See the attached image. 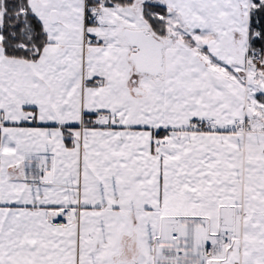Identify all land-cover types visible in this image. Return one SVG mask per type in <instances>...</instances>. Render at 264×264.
Here are the masks:
<instances>
[{"label":"snow or ice","instance_id":"6c2138e0","mask_svg":"<svg viewBox=\"0 0 264 264\" xmlns=\"http://www.w3.org/2000/svg\"><path fill=\"white\" fill-rule=\"evenodd\" d=\"M0 264H264V0H0Z\"/></svg>","mask_w":264,"mask_h":264}]
</instances>
